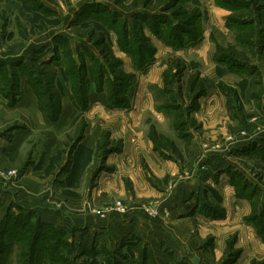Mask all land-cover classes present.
<instances>
[{
    "label": "rangeland",
    "instance_id": "obj_1",
    "mask_svg": "<svg viewBox=\"0 0 264 264\" xmlns=\"http://www.w3.org/2000/svg\"><path fill=\"white\" fill-rule=\"evenodd\" d=\"M39 1L43 5H48L53 8L56 13L45 17L40 13L38 14L30 12L28 9L23 8L21 4H19V1L0 0L1 56L12 57L20 55L22 51L27 53L29 50L31 51L32 47H35V49L32 48L33 50L31 51L35 57L31 58H35L38 60V63H41L42 59L51 55V51L43 52L42 55H38L37 57V49L39 48L37 46L43 40L48 41L55 32L65 31L72 37L73 40L79 41L82 39L79 38L80 36H78V34H86L88 31L92 30V28H95L96 31L101 32L103 28L102 32L104 36H106L107 41L110 42L114 55H117L116 57L121 60L120 68L124 71L126 70L125 72L128 73H131L132 71L131 59L127 54H124V52H121L118 49L115 42L113 45L115 36L112 34V31L106 30L98 22L91 23L90 21L82 22L83 24L76 26L67 27L69 18L73 16L74 12L82 5H89L88 9L91 10H108L110 12L117 11L122 13L123 16L129 18L131 14L137 11L153 13L155 15L163 14L162 12L164 10V5L166 7L170 4V0ZM179 7L181 10H186L189 12L197 11L201 13L199 24L205 35L200 40L201 43L194 48L197 50V52L193 50H184L182 52L166 50V47L161 44L159 39H157L148 28H142V32L152 39L158 47L157 62L161 57L162 58L157 65L155 64L152 67L148 74L141 77L142 83L139 88H144L143 85L147 80L160 79V84L153 83L152 85H146V88L151 93L150 95L147 91L151 105L152 102L154 104L153 109L155 110L156 107L165 104H168L171 107L179 104L181 110L176 111L177 114H175L173 111L165 109L164 115L166 119L163 117L164 119L159 120L158 118H162L161 114H157L158 117H156L153 111L149 109H143L141 114L144 116H142L141 121L137 125L132 123L131 117H129L127 112L124 111L121 115V119L124 120L122 124L115 126L114 128L108 127L110 129L107 128L101 131L96 144L97 152L93 156V164L95 168L93 167L92 171L90 172L88 168H83L80 170V177L78 180H75V178L68 180V177H65V174L71 158L73 147L77 144L79 139L84 136V131L88 124L87 120L85 119V114L83 116H79V114H81L80 112L71 115L70 110L67 109L66 117L62 115L61 119V116H59L61 113V106L64 107L63 103L65 104L66 101V99H64L65 93L62 79L59 76H56L53 69H50L47 66L42 67V65L37 64V68L42 71L43 80L45 81L43 83V88L46 93L43 94L42 98H44V100L46 99V101L48 100L47 98H49V101L51 102L49 104H51L53 109H55L57 105L59 107V112L56 114L57 120L52 121L48 118V115L45 111L36 107V104H38V98L29 84V81L27 82L25 76H20L19 79L15 78V81L18 85L16 84V87H12L10 92L17 90V94L15 96L18 95V97L15 101L9 103V97H7L8 95H5L4 93V82L0 75V205H2L3 202L7 203V200L5 199L6 197L10 198L16 197L18 195L21 200L25 202H33L35 200L41 204H44L50 207L49 209L54 214L59 215L60 210L68 211L70 213L74 212L68 205L70 200L69 197L70 195L78 197V194H80V197L86 200L84 201L85 205L83 207L84 213L92 212L94 215L96 213H102V211L104 212L105 209H107L103 206L110 203H112L110 206L111 211H116V206L119 205L124 207L123 210L130 208L131 199L129 196H127L129 199L125 196H118V194L115 193L116 191H111L108 193L110 195H108V200L105 203L93 204L89 201L92 195L97 197L94 190L97 184L96 178L99 175V170L105 168V158L109 153H115L122 150L123 140L119 137L116 139L111 138L112 132L116 131L118 134V129L122 127L121 129L125 130L126 134L132 133L135 135L134 132H136V134L140 133L139 136L143 138L148 137L149 133L154 131V137L156 139H154L153 142L155 145L160 146L161 149L169 152L170 150H168V148L166 149L168 143H173L178 148L179 153L176 155L179 157H176L180 162H182L181 166L183 167L185 175H182L179 180H176L179 178V174L175 177L176 179L173 181V183L181 182V184L176 185L175 187L172 184V187L169 189L171 191L170 194L168 196H164L163 198L161 197L162 199L166 201H173L175 194H177V196H179V194L180 196H183L184 194L185 198L189 193V188L187 187L186 182L190 178L189 174L192 170L194 173H198V175L196 173L197 177L207 178L210 174H215L219 168L223 167L224 162H229L238 168L242 169L243 167L245 173L249 174L248 176L252 182L261 187L262 192L260 193V191L257 190V195L255 196L256 200L253 199L254 205L252 206V214H257V223L260 224V222H263L264 219H260V214H262L264 209V165H259L256 163V160L249 159L245 152H241L243 153L242 155L235 153L231 156H228V153L232 148H235V146L264 134V58H261L264 57V48L259 47V42L257 39H255V46L252 47L241 45L239 42H236L234 39V33L237 29L235 27H233V29H227L224 26L225 14L227 15L230 13V11H226L224 8L215 6L213 0H178L171 10L164 12L163 16H170V13ZM253 7H256L254 2ZM235 11L244 15L245 17L242 16L244 19L248 17L246 19L247 22L253 20L255 22L253 28H258L259 24L256 10H254V16L252 19H249V9L247 6H243L241 8L238 7ZM105 24L106 21L104 20V26ZM251 28L252 25L245 27L243 33L248 32V29L250 30ZM215 44L222 45L223 49L217 50L216 52ZM207 45L209 46V49ZM230 46H234V50L238 54H242L249 61L258 64L261 71H259L257 68V72L253 73L251 77H248L246 75L241 76L232 72L229 73L225 70V68H221L214 58L219 56L222 57L224 55L233 56V51L229 50ZM94 50L95 53L98 54V51L95 48ZM208 55H210V57L212 55V59L214 61H209ZM177 56L182 58L186 63H188V65L190 64V67L187 68L185 74L178 79L176 77V71L169 67L170 63L175 66L172 58ZM204 58H206L207 62H205ZM165 70L168 72V74H170L171 81V85L166 86V88H164V83H162ZM193 71L199 72L198 79L201 81V84L204 85L206 90L205 96L201 99L199 98L200 107H196V103L193 102V95L190 96L187 93L188 91L186 92V80L188 74ZM136 74L141 75L144 73L137 72ZM218 82H223L234 89L240 98V103L242 102L244 104L243 105L241 103L243 106L242 111L239 109L233 111V113L240 115V123L235 121L234 118H231L233 120H230L229 117L223 114L224 111L219 107L220 105L218 106V102L221 105L225 103L224 95L218 91H215L217 90V87L215 88V86ZM40 87V90H42L43 88L41 82ZM178 87L179 89H182L181 96L178 93ZM9 88L10 87L7 89ZM104 91L106 97L107 85H105ZM133 91L131 102L133 101ZM213 94L216 95L213 96L215 97L214 100L211 99V95ZM230 95H232V93ZM5 102L6 106L4 105ZM98 102L99 101L97 99L93 100L91 110L88 112L89 116L92 114L94 115L95 112H98L96 109L97 107L94 106L99 104ZM17 103L19 104L17 105ZM17 107H23V109ZM92 109H94V111H92ZM52 114L55 115L53 111ZM229 114L231 117H234L231 112H229ZM58 119L60 122H62L59 125L57 124ZM46 120L54 122L55 124L51 125ZM45 122H47V124H45ZM183 122L185 123L183 124ZM177 124L181 125L179 126L180 128L189 129V132L191 133V138L187 145H183L182 141L177 138V131L174 129L175 125ZM109 125L111 126L112 124ZM17 128L27 129L26 131L29 132L30 135L28 134L26 136V133L19 134L18 132H15V129ZM54 129H56V131H54ZM53 135H56L58 138ZM53 137L56 138L57 147L60 149L56 150L52 148L50 150L46 149L43 151V143L53 139ZM18 140H23L22 144L19 145H22L21 148H17ZM11 142L13 143L9 145ZM34 160L41 161L43 168L38 170L37 166L34 167L32 164V161ZM28 162L30 163L28 164ZM242 162L245 164V168L242 165ZM100 165L102 166L101 169H97V167ZM121 177L124 182H126L129 176L127 177L125 175ZM224 177L225 175L222 177V182L224 180V183H226ZM21 178L23 183L17 181ZM66 180H68V184H66ZM190 180L191 182H196L195 175L193 178H190ZM126 183L129 184V180ZM166 184L167 183H164L163 181L162 185ZM228 186L231 190L232 200H227L226 198V201L227 203L231 201L234 202L235 198L233 195V188L229 184ZM219 188L222 190L220 185ZM213 190L215 189L213 188ZM207 194L208 196H213V191L208 190ZM150 199L154 200L156 198H146L145 201H142L143 208H153L151 202L148 201ZM219 205L223 207V203L221 205V201L219 202ZM227 206L228 209H230L229 204H227ZM233 207L235 209L234 212L231 213V220L229 219L226 224L222 226L207 225L206 227L203 224L197 223L193 219H185V225H189L191 227L193 231V237L197 236L199 242L201 240V244H199L200 246H205L202 243L205 242V240L207 243L210 242V245L212 243L211 234L206 235L204 238H201V235L198 234V232L203 233V229L206 231H211V229L214 228V230H217V233L220 234L222 233L219 231L221 230L220 228L229 226V224H231L230 226L233 227H231L232 233L228 234L226 237L221 259H219L220 257L216 258L212 254V263L210 264H229L227 262L230 256L227 254L229 252L227 242L234 238L236 242L238 237H240V242L243 244L245 255H247L249 252V247L252 244L254 247L253 249H255L256 252L262 254H256V257H253L248 264H250L252 260H256L259 264H261V262H264V254L262 253L264 252V239H262V242L260 239L261 236L259 235V237L255 235V229L253 228L252 223H245L244 220L243 222L241 220L237 221L240 213L245 211V208L241 209L237 205H233ZM3 209L4 205H2L0 208L1 213L3 212ZM27 211L32 212V220L36 219L37 221L39 220L41 222L40 218H36L34 210L23 209V212ZM13 212L18 213L19 209L15 208ZM250 213L251 207L247 214ZM29 221V229H31V223L34 221H31L30 218ZM246 225H248L249 231L246 228ZM201 226L205 228H201ZM200 228L201 231L199 230ZM221 236H223V234ZM220 241L221 239L218 240L219 247H221ZM61 246L64 251L67 250L66 245L61 244ZM208 247L202 248H206L205 250H207ZM18 248L19 247H17L16 244L11 246L7 257V264H21V262L18 261L17 256ZM75 249L76 248L74 246L71 248V251H75ZM234 249L238 250L240 248L236 249L234 247ZM199 251L201 250H198L197 253H199ZM38 254L41 257L39 259H37V257L33 258L35 264H38V262L40 264H48L46 257L43 256V251H38ZM249 255L250 253L248 256ZM56 264H62L61 260ZM73 264L83 263L82 261L77 260V262H73ZM207 264L209 263L207 262Z\"/></svg>",
    "mask_w": 264,
    "mask_h": 264
},
{
    "label": "crops",
    "instance_id": "obj_2",
    "mask_svg": "<svg viewBox=\"0 0 264 264\" xmlns=\"http://www.w3.org/2000/svg\"><path fill=\"white\" fill-rule=\"evenodd\" d=\"M36 12L38 13V11ZM71 18L72 16L68 20L67 27H70L69 21ZM56 34H62L68 37L71 41V44L78 41V40H73L72 37L67 32L58 31L52 34V36L49 38L48 41L43 40L42 42H40L39 45L37 46L39 47L37 51L43 46L51 44L52 38ZM112 34L114 33L112 32ZM204 35L205 33L203 32V37ZM81 39L82 40H79V42L87 43V45H89L93 49L90 43L86 42L83 38ZM151 41L152 43H154L152 39ZM114 42L116 43V36H115V40H113V45ZM200 43L201 42L199 41L198 43L184 50H193L197 52V50L194 48L197 47ZM161 44H163L166 47V50L173 51L171 47L167 46L165 43L161 42ZM153 45L156 48V52L154 55L155 60L146 73L141 75L137 74L138 84L134 88L133 101L131 107L129 108H110L107 106L105 93L96 91V87L94 85V76L89 66L87 70L88 79H89L88 107L84 111H81L80 112L81 114H79V116H83L85 114V119L87 120L88 126L85 128L84 136L79 139L76 145H74L73 151L71 152V158L65 174V177H68V180H72L73 178H75V180H78V178L80 177V170H82L83 168H88L89 172L92 171L94 167L93 156L97 152L96 144L101 134V131L103 129H107L108 127L114 128L115 126L122 124L124 120L121 119V115L124 111H126L128 116L131 117L132 123L135 125H137L141 121L142 116H144L143 114H141V111L143 109H149L153 111L156 117H158L157 114H161L162 118L161 119L158 118L159 120L165 118L163 112L158 111L157 109L155 110L153 109L154 104L152 102L151 105L148 96L149 94L151 95V93L146 88V85L147 86L152 85L153 83L160 84L159 83L161 82L159 81L160 79L147 80L143 85L144 88H139L142 83L141 77L143 75L148 74L152 69V67L155 64L157 65L160 59L162 58L161 57L157 62L158 47L155 43ZM32 48L35 49V47ZM32 48L31 51L33 50ZM184 50H179L175 52H182ZM31 51L29 50L27 53L22 51L20 55H16L12 57H4L0 55V59H4L7 61L10 60L15 62L19 57H23L24 59L27 60L31 57H35V55H33ZM47 51L49 50L47 49L44 50V52ZM38 55L39 54L37 53L36 56L38 57ZM212 55L211 57L210 55H208L209 61L210 60L214 61L212 59ZM261 58L263 59L264 57ZM204 60L205 62H207L206 58H204ZM250 64L254 65L256 68H258L259 71H261L258 64L253 62H251ZM131 65H132L131 73H137V70L133 66L132 61H131ZM219 66L221 68H225V70L228 72L225 66L222 65ZM10 69L11 68L8 67V70ZM55 70H56V76H59L64 84L63 87L65 93L64 99H66V101L65 104L63 103L64 107L61 106L60 109L61 113L59 115L61 116L62 119V115H64V117L67 116L66 113L67 109L70 110L71 115L77 114V112L70 99V92H71L70 86L64 80L61 69L55 67ZM147 91L149 92V94L147 93ZM215 91H218V89ZM204 96H201L200 99ZM211 96H212L211 99L214 100L215 97L213 96L216 95L213 94ZM94 99H97L99 101L98 102L99 104L94 105L95 107H97L96 109L98 110V112H95L94 115L92 114L89 116L88 112H90L91 110ZM198 103H199V99H198ZM5 104L6 102L4 103V105ZM18 104L19 103H17V105ZM218 106L224 111L223 114L229 117L230 120H233L231 118H234V120L237 121L238 123L241 122L240 115L235 114L234 117L230 116L225 103L221 105L218 102ZM36 107L38 108L37 104ZM17 108L23 109V107H17ZM92 111H94V109H92ZM59 119L57 121L58 125L62 123L60 122ZM47 122L51 125L55 124L54 122H50L49 120ZM47 122H45V124H47ZM109 124L112 125L110 126ZM121 128L118 129V134L116 131H113L111 134V138L116 139L119 137L123 140L122 150L115 153H109L105 158L104 160L105 168L99 170V175L96 178L97 184L94 190H95V195L97 197L92 195L89 201L93 204L105 203L108 200L107 199L108 195H110L108 193L111 191H116L115 193L118 194V196H125V197L129 196V198L131 199L130 208H127L126 210L123 211H111L110 206L112 205V203H110L103 206L107 209H105L104 212L102 211V213H96L95 215L92 212L84 213L83 207L85 205L84 201L86 200L82 199V197H80L81 195L78 194V197L71 195L69 197L70 200L68 205L71 208V210L74 212L70 213L68 211L60 210L59 215H56L49 209L50 207L41 204L35 201L34 199L33 202H25L21 200V198L17 195L16 197L5 198L7 200V203L4 202L2 203V205H4V209L2 213L0 211L1 216L5 213L8 207H10L12 211H14L15 208L18 209L17 206L25 210H31V209L34 210L37 219L40 218L42 223H45L49 226L51 225V227L63 231V238L69 243H71L73 247L75 246L76 248L75 251L72 250L71 252L65 254L66 258L71 264H73V262H77V260L82 261L83 264H92V263L175 264L178 262H182L184 264H192L193 257L199 258V264H207V262L210 264L212 263V258H211L213 257L212 254L216 258L220 257L219 259H221L226 237L228 236V234L232 233L233 227L230 226L231 224H229V226L222 227L223 229L220 228L221 230L219 231L222 232L220 234L217 233V230H214V228H212L211 231L210 230L206 231L205 229H203L202 231L203 233L198 232V234L201 235V238H204L208 234L212 235V243L211 245H207V247L208 246L209 247L207 250H205L206 248L205 249L202 248L203 245L201 246L199 245L201 244V240L199 242L197 236L196 237L192 236L193 231L191 227L189 225H185L184 221L185 219H193L197 223L203 224L206 227L207 225L222 226L226 224V222L229 219L231 220L232 217L231 213L234 212L235 209L233 205H237L241 209L245 208V211L241 212L240 216L237 218V221L241 220L243 222L244 216L248 215L247 213L250 210V204L249 201H247V199L237 198L235 196L234 187L229 183V177L227 173L223 171L226 164H229V162H224L223 167L219 168L215 172L216 176L215 174L212 173L207 178L197 177L196 176L197 172L194 173V171L192 170L190 174L189 173L188 174L190 178H193V176L195 175L196 182L195 181L191 182L190 178L187 180L186 185L189 188L188 191L189 193L186 195V197L184 198V194L183 196H180L179 194L180 197L177 196V194H175L173 201L171 200L166 201L162 198L170 194L171 191L169 189L170 187H172V184L174 187L176 185L181 184V182L173 183V181L176 179L175 177L179 174V178L176 179L179 180L182 175H185L183 167L181 166L182 162H180L179 159L177 158L179 156L176 155V153H173L171 151L169 152L163 149L160 150V152L163 153H158V151L154 150V144L148 137L145 138L140 137L139 136L140 133H137L138 134L137 135L136 132H134L135 135H133L132 133L126 134L125 130H122ZM26 130L27 129L17 128L15 129V132H18L19 134L26 133V136L28 134L30 135V133L27 132ZM54 131H56V129H54ZM53 136L57 137L56 135ZM55 137H53V139L48 140L46 143H43L44 145L43 151H45L46 149L50 150L52 148L56 150L60 149L59 147H57V140ZM262 138H264V134L256 138H252L251 140H248L240 145L235 146V148H232L230 150L228 156H231L230 155L231 151L235 149L237 150L242 149L245 145L251 142L259 143ZM181 141L183 145H185L184 141L183 140ZM22 142L23 140L20 141L18 140L17 148L18 147L21 148L22 145L21 146L19 145L22 144ZM12 143L13 142H11L9 145H11ZM160 154L161 155L165 154V155L161 156ZM29 163L30 162H28V164ZM32 164L34 167L37 166L38 170L43 168L42 163L39 160L32 161ZM106 168H111V169H106ZM106 170H111V171H106ZM125 175L127 177L129 176L128 177L129 184L126 183L128 180L124 182V180L121 177ZM223 175H225L224 179L226 183H224V180L222 182ZM68 180L65 181L66 184H68ZM17 181L23 183L22 178ZM163 181L164 183L167 184L162 185ZM228 184L233 188V195L235 200L234 202L231 201L227 203L226 198L227 200L228 199L232 200L231 190ZM219 185L222 187V190L219 188ZM207 187L214 188L221 199L220 200L221 205L223 203L225 215L221 219H212L206 217L200 212H198V209H195L200 205V199L196 196V194L200 192L201 189ZM146 198H153V199L156 198L154 200L151 199L148 200L149 202H151L153 208L142 207L143 204L142 201H145ZM227 204H229L230 209H228ZM151 209L155 211L154 214L151 213ZM165 212H167L166 215H164ZM201 228H205V227L201 226ZM201 228L199 229L200 231ZM246 228L249 231L248 225H246ZM254 233L256 236H259L255 231ZM222 234L223 236H221ZM220 239H221L220 241L221 247H219L218 245V240ZM260 239L263 242L261 237ZM54 241L55 239L51 240V242ZM233 247H235L236 249L240 248L239 256L236 258L234 264H248L253 257H256L255 256L256 254L262 255L256 252L255 249H253L254 248L253 244L250 245L249 252L247 253V255H245V250L243 244L240 242V237L237 238V241L235 242V245H233ZM197 249L201 251L203 250L205 251H203L204 253L201 251L197 253L198 251ZM249 253L250 255L248 256ZM262 253L264 254V252ZM46 260L49 264L50 262L48 261L47 257ZM38 264L40 263L38 262Z\"/></svg>",
    "mask_w": 264,
    "mask_h": 264
},
{
    "label": "trees",
    "instance_id": "obj_3",
    "mask_svg": "<svg viewBox=\"0 0 264 264\" xmlns=\"http://www.w3.org/2000/svg\"><path fill=\"white\" fill-rule=\"evenodd\" d=\"M19 1L23 8L34 13H37L36 11H38V14L40 13L45 17L56 13L52 8L43 5L39 0ZM176 1L178 2V0H170L169 5L166 7L164 5L163 14L155 15L153 13L137 11L131 14L129 18L123 16L122 13L117 11L91 10L88 9L89 5H82L74 12L69 23L70 26L83 24L82 22L85 21L100 23L106 30L112 31L115 34L116 44L119 50L130 56L137 72L146 73L155 60L154 55L156 48L151 39L142 32V28H148L157 39L171 47L174 52L193 46L203 37V30L199 24L201 13L197 11L189 12L181 10L179 7L177 9L173 8L174 11L170 13V16H163L164 12L171 10V8L174 7ZM213 2L216 6L230 11V13L224 17V24L227 28L233 29V27H235L237 29L234 33V39L236 42H239L241 45L252 47L255 46V39H257L259 47L264 48V0H213ZM253 2L256 7H253ZM243 6H247L249 9V19H252L254 16V10H256L259 24L257 29L253 28L255 24L253 20L247 22L246 19L248 17L244 19L242 17L244 15L235 11L238 7L241 8ZM104 20L106 21L105 26ZM250 25H252V28L250 30L248 29V32L243 33L245 27H249ZM102 30L99 32L96 31L95 28H92V30L88 31L86 34H78L80 38H83L86 42L90 43L93 49L87 45V43L79 41L71 44L68 37L62 34H56L52 38L51 44L43 46L37 51L39 55H42L45 49L51 51L50 57L43 59L41 63H38V60L35 58H29L26 60L23 57H19L15 62L0 59V75L4 82V93L9 97V103L15 101L18 97V95L15 96L17 90L10 92L12 87H16L17 83L15 78L19 79L20 76H25L27 82L29 81V84L38 98V108L45 111L50 120H57L56 114L59 112L58 105L53 109L51 104H49L51 103L49 98H47L48 102L46 99L44 100V98H42L46 91L43 88V83L45 82L42 76L43 73L37 68L40 64L42 67L47 66L50 69H53L55 74V67L61 69L64 80L70 86V99L77 113L84 111L88 107L89 79L87 70L89 66L94 76L96 91L105 92V85H107L106 100L108 107H131L132 91L137 84V74L125 72L120 68L121 60L114 55L110 42L107 41ZM94 48L98 51V54L95 53ZM220 49H223V46L215 44V51L217 52V50ZM234 49V46L229 47V50L233 51V56H219L215 57L214 60L219 65L225 66L228 72L230 71L241 76L246 75L251 77L253 73L257 72V68L250 64L251 61L245 58L242 54H238ZM172 59L175 66L170 63L169 67L176 71V77L178 79L185 74V71L190 67V64L188 65V63L179 56ZM8 67L11 69L8 70ZM163 75L164 88H166V86L171 85L170 74L165 70ZM198 77L199 72L193 71L188 74L186 80V92L188 91L187 93L190 96L193 95V102L196 103V107H199L198 99L206 94L205 87L201 84ZM40 82L42 83V90H40ZM8 87L10 88L7 89ZM216 87L218 91L224 95L225 105L232 115L235 116L233 111L237 109L242 111L243 106L234 89L223 82H218ZM178 93L180 96L182 95V89H179V87ZM231 93L232 95H230ZM167 105L165 104L155 107L158 111L163 113H165V109L173 111L175 114H177L176 111L181 110L179 104H176L173 107ZM52 111L55 115L52 114ZM184 123L185 122H183V124ZM179 126L181 125L177 124L174 127L177 131V137L183 140L187 145L190 141L191 133L189 132V129L180 128ZM154 136V131H152L149 133L148 138L153 142L154 139H156ZM167 148L173 153H179V150L173 143H168L166 149ZM154 150L158 151V153H163L160 152V146L155 144ZM241 152H245L249 159L256 160L257 164L264 165V138H262L259 143L251 142L245 145L242 149H235L230 155L235 153L242 155L243 153ZM242 165L244 166L245 164L242 162ZM101 167V165L98 166V169H101ZM223 171L227 173L229 183L234 187L235 196L249 201L251 213L244 216V222L252 223L256 233L264 239V209L262 214H260V219L263 220L260 224L257 223L258 221L256 222V220H258L257 214H252V206L254 205L253 199L256 200L255 196L257 195V190L260 191V193L262 192L261 187L252 182L248 174L234 164H226ZM208 190L213 191V196H208ZM217 194V191L213 190L212 187L201 189V191L196 194L200 199V205L195 209H198V212L212 219L223 218L225 210L219 205L221 199ZM17 207L19 209L18 213H14L11 208L8 207L5 213L0 217V264H7L8 253L13 244H16L17 247H19L17 256L18 261H20L21 264H35L33 258L37 257V259H39L41 257L38 254V251L40 250L43 251V256L47 257L48 261L52 264L59 262L60 260L62 264H71L65 254L71 252L73 246L63 238V231L51 227V225L49 226L41 223L39 220H32L31 211L23 212L21 207ZM29 218L31 221H34L31 223V229H29ZM52 239H55V241L51 242ZM234 243L235 238L227 242V246L229 247V252L227 254L231 256H229L227 260L229 264H234L240 253L239 249H234ZM61 244L67 246L66 251L61 248ZM203 244L205 246L202 247H207V245H210V242L207 243L205 240ZM175 264L184 263L178 262ZM250 264L259 263L256 260H252ZM261 264H264V262H261Z\"/></svg>",
    "mask_w": 264,
    "mask_h": 264
},
{
    "label": "built area",
    "instance_id": "obj_4",
    "mask_svg": "<svg viewBox=\"0 0 264 264\" xmlns=\"http://www.w3.org/2000/svg\"><path fill=\"white\" fill-rule=\"evenodd\" d=\"M117 203H120V202H117ZM123 209H124V207H122L121 205L116 206V211H122ZM151 213L154 214L155 211L154 210H151ZM164 214H167V212H165Z\"/></svg>",
    "mask_w": 264,
    "mask_h": 264
},
{
    "label": "water",
    "instance_id": "obj_5",
    "mask_svg": "<svg viewBox=\"0 0 264 264\" xmlns=\"http://www.w3.org/2000/svg\"><path fill=\"white\" fill-rule=\"evenodd\" d=\"M192 264H199V258L198 257H193Z\"/></svg>",
    "mask_w": 264,
    "mask_h": 264
}]
</instances>
